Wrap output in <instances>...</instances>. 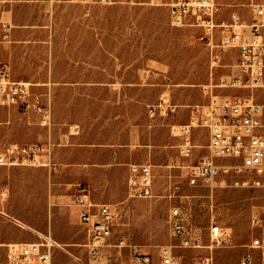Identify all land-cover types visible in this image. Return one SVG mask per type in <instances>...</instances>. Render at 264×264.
Here are the masks:
<instances>
[{"label":"rangeland","instance_id":"1","mask_svg":"<svg viewBox=\"0 0 264 264\" xmlns=\"http://www.w3.org/2000/svg\"><path fill=\"white\" fill-rule=\"evenodd\" d=\"M172 1L118 0L116 3L105 4L96 1L48 0L47 4L50 6L79 4L104 8V11L98 14L82 16L94 18L90 19L94 22L93 25L90 23L85 30L94 33V37H100L102 42L104 23V52L107 53L109 50L114 56L116 61H112V67L116 65L119 69L124 66L128 73L131 72L130 76L138 69L143 84H164L166 92L162 98L168 104L177 106V110L181 108L188 110L191 109V105L207 104L214 99L251 94V88L243 86L244 77L237 66L238 51L236 49L226 52L212 51L200 41L198 28L173 26L169 18ZM216 2L220 7L221 17L230 18L233 11H238L247 23L253 20L252 5L264 4V0H216ZM87 48L89 50L95 48L97 54L99 46L75 45L71 47V53L82 54ZM117 57H120L121 62ZM222 79L240 81L238 84L225 85ZM34 86L36 85L33 84ZM255 94L264 102V88L258 91L256 89ZM152 104L154 103L150 105ZM9 109L11 115L7 118L8 123L2 125L0 129V146L29 143L16 141L24 134L22 123L26 113L15 106ZM33 122L37 124L41 120L36 118ZM49 122L47 118L46 124ZM13 124L18 125L17 129H6L11 125L13 127ZM180 129L181 125L175 127L176 134ZM197 133L194 156L196 160L208 153V149L202 144L208 142L209 136L202 128H198ZM177 155L178 147L169 166L170 176L173 181L182 184L184 193L195 195L190 199L186 198L184 205L191 206L194 222L204 227L206 241H209V226L214 222L220 223L227 232V239L223 245L214 249L215 264L237 263L248 251L246 245L250 243L253 235L264 233V187L218 189L209 197L206 188L191 187L188 184L186 169L171 168ZM45 161L49 164L4 165L0 168V208L53 238L56 242L54 264H73L69 252L82 254L85 251L83 244L87 241V229L79 222L76 213H73L75 191L63 192L70 195L61 200L55 196L57 192L54 191L50 168L53 162L49 154L45 155ZM164 176L166 175L159 174L155 178L156 196L132 198L127 192L125 198L112 205L117 212V221L113 236L103 249V256L108 264H132L131 250L134 246L151 253L152 264H161V246L177 243V239L171 235L168 223L171 203L163 196L166 184ZM122 179V174L116 175V182L121 180L122 183ZM255 217L263 218L261 226L254 224ZM14 231L26 238L39 239V235L30 228L18 225L0 215V242H8L4 237L11 235L12 232L15 234ZM123 238L125 242L121 244ZM176 251L183 254L189 262L197 261L206 253L205 249L176 248ZM5 255L6 247L0 245V264H4Z\"/></svg>","mask_w":264,"mask_h":264},{"label":"built area","instance_id":"2","mask_svg":"<svg viewBox=\"0 0 264 264\" xmlns=\"http://www.w3.org/2000/svg\"><path fill=\"white\" fill-rule=\"evenodd\" d=\"M0 0V44L11 40L15 26L7 15L6 4ZM112 4L118 0H69ZM253 20L247 23L238 11L230 18L220 15L216 0H173L170 6V22L176 27H195L200 30L199 39L215 52L238 51L237 66L244 77L243 86L251 88V94L234 95L207 104L191 105V119L182 124L179 133L178 155L171 168L187 171L191 187L207 189L212 197L218 189L264 187V102L255 90L264 88V4L252 5ZM240 80L222 79L223 84H238ZM206 89V87H204ZM15 106L23 113L36 110L47 122L48 109L41 103L32 84L15 79L8 63L0 64V106ZM151 116L173 114L177 106L163 98L149 105ZM0 122V128H1ZM205 129L209 135L208 153L194 159L197 144L195 131ZM46 148L39 143H13L0 146V168L14 165H48ZM156 175L148 163L130 164L128 196L149 198L154 191ZM163 196L170 203L168 223L177 243L161 246V264H215L214 249L227 239L225 228L218 222L209 226L206 241L205 229L193 220L191 206L185 200L194 194L184 193L181 183L170 176ZM191 204V200H189ZM73 207L79 222L87 229L85 251L69 252L73 264H108L103 249L113 236L117 212L112 204L93 201L89 189L79 185L73 194ZM0 215L21 225L20 221L0 210ZM262 217H255L254 224L262 225ZM39 239L0 242L6 247L4 264H54L56 242L49 234L30 228ZM121 244L125 239H121ZM245 252L235 264H264V233L254 234ZM176 248L187 250L205 249L206 253L195 262H189ZM132 264H152L149 252L134 246Z\"/></svg>","mask_w":264,"mask_h":264},{"label":"crops","instance_id":"3","mask_svg":"<svg viewBox=\"0 0 264 264\" xmlns=\"http://www.w3.org/2000/svg\"><path fill=\"white\" fill-rule=\"evenodd\" d=\"M47 2L11 0L6 4V13L15 26L11 40L0 44V64L8 63L13 77L32 84L48 109L50 121L44 123L40 113L31 110L22 123L24 134L16 141L39 143L46 148L53 162L50 168L55 196L60 200L70 195L63 192L85 185L93 201L114 205L129 190L132 163L150 164L156 176L166 175L167 182L179 144L175 127L190 121L191 109H178L168 117L159 112L151 116L148 105L162 99L164 84H143L138 69L130 76L124 66L112 67L116 60L109 50L104 52V23L102 42L85 30L90 23L93 25L90 19L94 18L82 16L98 14L104 8L50 6ZM75 45H97L98 53L95 48H87L85 53L72 54L71 47ZM9 107L0 106L1 127L8 123ZM36 118L42 123L35 124ZM16 126L6 129H17ZM208 143L209 136L202 145L206 147ZM117 174L123 175L122 183L116 182ZM68 211L71 214V208ZM4 238L31 239L18 232Z\"/></svg>","mask_w":264,"mask_h":264},{"label":"bare ground","instance_id":"4","mask_svg":"<svg viewBox=\"0 0 264 264\" xmlns=\"http://www.w3.org/2000/svg\"><path fill=\"white\" fill-rule=\"evenodd\" d=\"M213 86V85H212ZM1 210V209H0ZM2 211V210H1ZM3 212V211H2ZM5 213V212H4ZM7 214V213H6ZM15 218V217H14ZM17 219V218H16ZM19 220V219H18ZM20 221V220H19ZM20 223H21V221H20ZM21 225H22V223H21ZM23 226V225H22Z\"/></svg>","mask_w":264,"mask_h":264}]
</instances>
